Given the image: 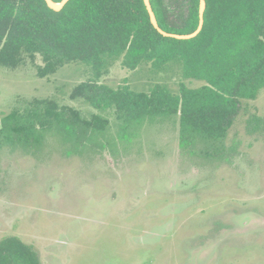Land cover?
<instances>
[{
	"label": "rangeland",
	"instance_id": "1",
	"mask_svg": "<svg viewBox=\"0 0 264 264\" xmlns=\"http://www.w3.org/2000/svg\"><path fill=\"white\" fill-rule=\"evenodd\" d=\"M122 62L109 61L98 84L138 93L161 85L174 94L182 83L204 85L184 80L175 66L159 73ZM41 65L37 56L15 71L0 68V119L28 101L53 99L86 119H109L116 147L69 156L49 137L35 154L3 149L0 241L19 238L42 264H264V135L247 132L251 118L264 119V90L242 101L226 153L208 158L204 143L180 148L174 117L146 123L131 143L118 141L114 109L71 98L95 80L90 66L72 63L41 79Z\"/></svg>",
	"mask_w": 264,
	"mask_h": 264
},
{
	"label": "trees",
	"instance_id": "2",
	"mask_svg": "<svg viewBox=\"0 0 264 264\" xmlns=\"http://www.w3.org/2000/svg\"><path fill=\"white\" fill-rule=\"evenodd\" d=\"M150 1L164 32L197 31L200 0ZM206 4L199 35L177 40L153 27L144 0H70L59 12L45 0H0V68L15 71L40 56L37 75L43 79L72 63L86 64L95 80L76 86L71 98L102 112L114 109L118 141L131 143L146 123L174 117L179 119L182 150L204 143L202 154L222 156L242 101H254L264 90V0ZM121 58L129 70L151 64L161 73L175 66L184 80L204 85L191 89L182 83L179 94L161 85L149 93L99 85L108 62ZM109 127V119L101 115L86 119L53 99H34L0 119V152L20 148L35 154L49 137L65 144L69 156L103 151L116 147L107 138ZM247 132L264 135V119L251 118ZM0 264L42 263L31 246L10 237L0 241Z\"/></svg>",
	"mask_w": 264,
	"mask_h": 264
},
{
	"label": "water",
	"instance_id": "3",
	"mask_svg": "<svg viewBox=\"0 0 264 264\" xmlns=\"http://www.w3.org/2000/svg\"><path fill=\"white\" fill-rule=\"evenodd\" d=\"M45 1L47 3L48 7L51 10L59 12L66 6V4L70 0H63L61 3H55V2H53V0H45ZM144 3H145V6L147 8V11L149 13V16H150L151 23H152L153 27L161 35H163L165 37L174 38V39H177V40H190V39H193L196 36H198L199 33L203 29V26H204V15H205L206 7H207L206 0H200V8H199L200 22H199V27H198V29H197V31L195 33L190 34V35H175V34H168V33L164 32L159 26L157 17L155 15V12H154V10L152 8V5H151V1L150 0H144Z\"/></svg>",
	"mask_w": 264,
	"mask_h": 264
}]
</instances>
